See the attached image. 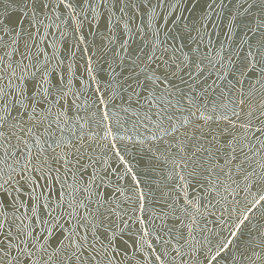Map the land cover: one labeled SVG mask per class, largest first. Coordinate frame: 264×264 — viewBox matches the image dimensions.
Here are the masks:
<instances>
[{
	"label": "snow or ice",
	"instance_id": "obj_1",
	"mask_svg": "<svg viewBox=\"0 0 264 264\" xmlns=\"http://www.w3.org/2000/svg\"><path fill=\"white\" fill-rule=\"evenodd\" d=\"M0 264H264V0H0Z\"/></svg>",
	"mask_w": 264,
	"mask_h": 264
}]
</instances>
